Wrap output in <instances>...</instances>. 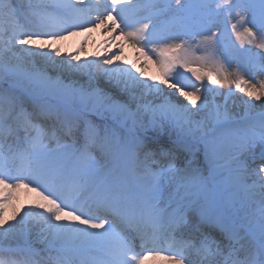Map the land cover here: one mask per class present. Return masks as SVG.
<instances>
[{
	"label": "snow or ice",
	"instance_id": "1",
	"mask_svg": "<svg viewBox=\"0 0 264 264\" xmlns=\"http://www.w3.org/2000/svg\"><path fill=\"white\" fill-rule=\"evenodd\" d=\"M93 28L105 55L63 51ZM161 253L264 264V0H0V264Z\"/></svg>",
	"mask_w": 264,
	"mask_h": 264
},
{
	"label": "bare ground",
	"instance_id": "2",
	"mask_svg": "<svg viewBox=\"0 0 264 264\" xmlns=\"http://www.w3.org/2000/svg\"><path fill=\"white\" fill-rule=\"evenodd\" d=\"M109 39V34H107L101 28H93L91 31H81L75 36H70L68 39L61 43V47L65 53L74 52L77 49L83 48L81 52V57L91 58L93 55L99 54L100 56L105 55L104 49L108 47L106 41ZM117 42H112V51H118L116 48ZM118 43L123 44V52L121 54L122 61H126L128 65L135 64L140 68L147 77L156 76L159 78L160 72L158 67L152 63V61L145 62L144 57L138 52L139 46H134L131 42L119 41ZM196 66V65H194ZM230 71V70H229ZM260 79L261 77H257ZM208 80L205 79V84H208ZM210 87H216L215 85H210ZM221 91H227L223 89ZM237 96L243 95L237 93ZM237 105L241 104L239 99L236 100ZM256 162L259 163V149H257ZM255 167V165H253ZM39 199L36 192L30 191L29 189H21L16 196V207H27L34 205ZM13 208H9L8 215L11 216ZM167 253H161L159 255H154L149 257L146 264H171V261L166 259Z\"/></svg>",
	"mask_w": 264,
	"mask_h": 264
},
{
	"label": "rangeland",
	"instance_id": "3",
	"mask_svg": "<svg viewBox=\"0 0 264 264\" xmlns=\"http://www.w3.org/2000/svg\"><path fill=\"white\" fill-rule=\"evenodd\" d=\"M221 27H222V29H226L227 31L225 32V37L227 38L228 37V34H230L231 33V28H230V25H226L223 21L221 22ZM231 41L232 42H234L236 45H237V47H240V45H239V41H236V39H235V35L234 34H232L231 35ZM257 51H259V49H257ZM198 55L199 54H201V53H197ZM230 71H234L235 70V66H233V68H231V69H229ZM186 75H191L190 73H186ZM262 78V77H261ZM194 79V78H193Z\"/></svg>",
	"mask_w": 264,
	"mask_h": 264
}]
</instances>
